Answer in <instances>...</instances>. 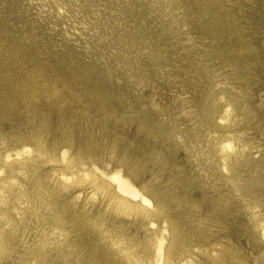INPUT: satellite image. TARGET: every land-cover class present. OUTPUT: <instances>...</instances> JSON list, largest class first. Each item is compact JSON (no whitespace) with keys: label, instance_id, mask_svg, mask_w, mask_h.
<instances>
[{"label":"bare ground","instance_id":"1","mask_svg":"<svg viewBox=\"0 0 264 264\" xmlns=\"http://www.w3.org/2000/svg\"><path fill=\"white\" fill-rule=\"evenodd\" d=\"M0 264H264V0H0Z\"/></svg>","mask_w":264,"mask_h":264},{"label":"rangeland","instance_id":"2","mask_svg":"<svg viewBox=\"0 0 264 264\" xmlns=\"http://www.w3.org/2000/svg\"><path fill=\"white\" fill-rule=\"evenodd\" d=\"M79 93H81V92H79ZM123 98L124 97H122L121 99H123ZM115 105H116V103H115ZM128 105L134 107V104H131L129 102H128ZM127 109L128 108H119L118 104H117V106L110 107V110L113 111L114 113L117 112V111H118V113H120V112L126 113ZM131 110L136 111L137 108L136 109L130 108L129 112H131ZM133 111H132V113H133ZM133 118H134V121L132 123L130 121L127 122V127L129 128L131 133H133V135H136V136H138V134H139V136L142 135V134L145 135V136L147 135L149 138L153 139L154 138L153 135H155V132H154L155 126L152 124V122L154 120L152 119L151 122L147 123L145 118H144V116L141 115V114H134ZM134 132H140V133H134ZM129 136H130L129 133L126 134V138H129ZM133 140L134 139H132L131 142L132 143H136Z\"/></svg>","mask_w":264,"mask_h":264}]
</instances>
